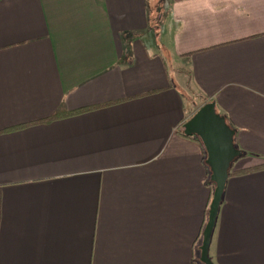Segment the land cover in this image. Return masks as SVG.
Returning a JSON list of instances; mask_svg holds the SVG:
<instances>
[{
    "label": "crops",
    "instance_id": "obj_1",
    "mask_svg": "<svg viewBox=\"0 0 264 264\" xmlns=\"http://www.w3.org/2000/svg\"><path fill=\"white\" fill-rule=\"evenodd\" d=\"M151 22L148 0H0V264H203L214 185L180 130L207 102L240 152L208 256L264 264V0Z\"/></svg>",
    "mask_w": 264,
    "mask_h": 264
},
{
    "label": "water",
    "instance_id": "obj_2",
    "mask_svg": "<svg viewBox=\"0 0 264 264\" xmlns=\"http://www.w3.org/2000/svg\"><path fill=\"white\" fill-rule=\"evenodd\" d=\"M183 133L197 136L206 153L205 162L210 169V180L214 183L208 216L202 231L200 244V261L203 264H213L208 256L211 233L222 199L228 169L232 160L240 152L233 145L234 130L227 124L225 118L219 115L212 102L203 104L182 125Z\"/></svg>",
    "mask_w": 264,
    "mask_h": 264
},
{
    "label": "rangeland",
    "instance_id": "obj_3",
    "mask_svg": "<svg viewBox=\"0 0 264 264\" xmlns=\"http://www.w3.org/2000/svg\"><path fill=\"white\" fill-rule=\"evenodd\" d=\"M148 6L150 7L151 21H152L150 28L151 33H149V35L151 34L153 35L155 31L159 30L162 21L165 20V16H167L169 0H148ZM155 16L158 17L157 21H155ZM148 48L150 47L148 46Z\"/></svg>",
    "mask_w": 264,
    "mask_h": 264
},
{
    "label": "trees",
    "instance_id": "obj_4",
    "mask_svg": "<svg viewBox=\"0 0 264 264\" xmlns=\"http://www.w3.org/2000/svg\"><path fill=\"white\" fill-rule=\"evenodd\" d=\"M230 128H231V127H230ZM180 134H181L182 136H185V137H193L197 142H199V144L202 145L200 139H199L197 136H195V135L188 136V135H186V134L183 133V130H182V129L180 130ZM205 158H206V156L204 157V163H205V165H206L207 168H208V174H207L208 182L213 186L214 183L210 180V169H209L208 165H207L206 162H205Z\"/></svg>",
    "mask_w": 264,
    "mask_h": 264
}]
</instances>
